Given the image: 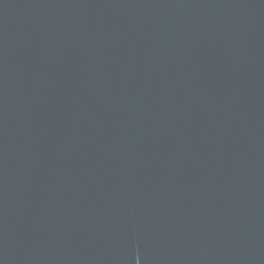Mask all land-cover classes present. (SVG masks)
Wrapping results in <instances>:
<instances>
[{
	"label": "water",
	"instance_id": "obj_1",
	"mask_svg": "<svg viewBox=\"0 0 264 264\" xmlns=\"http://www.w3.org/2000/svg\"><path fill=\"white\" fill-rule=\"evenodd\" d=\"M0 264H264V0H0Z\"/></svg>",
	"mask_w": 264,
	"mask_h": 264
}]
</instances>
